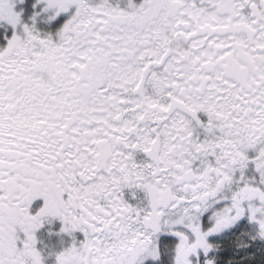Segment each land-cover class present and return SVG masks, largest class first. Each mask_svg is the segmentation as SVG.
I'll return each instance as SVG.
<instances>
[{"label": "snow or ice", "instance_id": "snow-or-ice-1", "mask_svg": "<svg viewBox=\"0 0 264 264\" xmlns=\"http://www.w3.org/2000/svg\"><path fill=\"white\" fill-rule=\"evenodd\" d=\"M0 264H264V0H0Z\"/></svg>", "mask_w": 264, "mask_h": 264}]
</instances>
